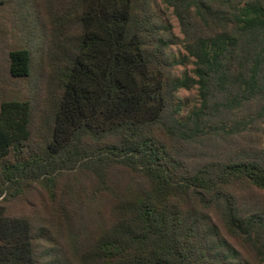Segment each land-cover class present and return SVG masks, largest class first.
<instances>
[{"label": "trees", "instance_id": "1", "mask_svg": "<svg viewBox=\"0 0 264 264\" xmlns=\"http://www.w3.org/2000/svg\"><path fill=\"white\" fill-rule=\"evenodd\" d=\"M38 5L48 47L8 76L42 92L0 95V264H264V149L214 148L264 94V0Z\"/></svg>", "mask_w": 264, "mask_h": 264}, {"label": "rangeland", "instance_id": "2", "mask_svg": "<svg viewBox=\"0 0 264 264\" xmlns=\"http://www.w3.org/2000/svg\"><path fill=\"white\" fill-rule=\"evenodd\" d=\"M0 22L3 32L0 36V95L2 97H27L41 91V86L33 78L30 81L20 82L10 80L8 76V51L15 47H26L32 51L34 65L39 67L44 50L47 49V26H42L44 12L38 5V0H0ZM41 20V25H38ZM171 23L176 34L180 29L175 18ZM174 58L179 60L185 54L180 47H174ZM193 66H178L176 75L191 72ZM180 98L190 109L198 103V92L183 90ZM264 105V94L253 101L245 103L240 108L229 113L226 117L228 131L223 133L214 145L217 153L241 158L260 153L264 149V118L251 124L248 121ZM40 110V107H39Z\"/></svg>", "mask_w": 264, "mask_h": 264}]
</instances>
